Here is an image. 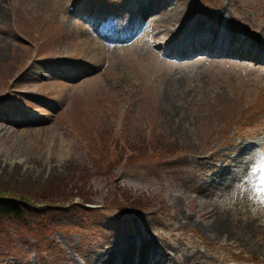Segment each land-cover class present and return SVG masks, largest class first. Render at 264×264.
Here are the masks:
<instances>
[{
	"label": "rangeland",
	"instance_id": "rangeland-1",
	"mask_svg": "<svg viewBox=\"0 0 264 264\" xmlns=\"http://www.w3.org/2000/svg\"><path fill=\"white\" fill-rule=\"evenodd\" d=\"M227 1L173 0L163 26L150 6L142 38L110 49L82 10L106 3L109 20L126 23L124 0H0V191L46 188L65 199L43 226L33 220L10 237L0 224V264H94L133 225L177 264L263 260L264 167L253 175L250 164L200 204L192 193L198 171L233 155L232 144L264 143V61L176 59L159 43L222 6L238 35L260 37L264 0ZM209 213L215 230L203 226Z\"/></svg>",
	"mask_w": 264,
	"mask_h": 264
},
{
	"label": "bare ground",
	"instance_id": "bare-ground-1",
	"mask_svg": "<svg viewBox=\"0 0 264 264\" xmlns=\"http://www.w3.org/2000/svg\"><path fill=\"white\" fill-rule=\"evenodd\" d=\"M171 1L172 0H138V6L142 8L141 12L145 14L150 13V6L153 7V11L156 12L159 22L161 24L167 23L168 25L171 24L170 18L165 17V12ZM34 3L37 4L36 2ZM212 5L214 8L216 7V3L213 2ZM229 5L230 2L225 0V6ZM225 6H222L220 9L218 7V12L213 14L212 17H206L205 19H201L199 15L197 17H192L188 22L189 29L183 25L180 31L183 32L184 35L187 34V38L194 37L196 42L194 46L198 49H205L208 45L209 48H219L230 54H245L252 58H264V50L260 52L261 44L258 41L262 38L260 41L264 42V26L260 28L259 36L261 38L256 37L255 41H251L246 34L238 35L239 29L233 23V20H230V15H227L225 12ZM38 20L40 21L37 23L42 24V19ZM71 21L72 20L68 18V24H71ZM47 31L48 28L42 29V32L45 34L49 33ZM172 31H174V29L169 30V32ZM177 50H179L180 53H184L190 50V48L184 47ZM151 128L152 126L150 125V129ZM232 147L231 150L235 151L233 155L230 154V150H228L224 155H222L223 153L217 154L222 155V157L212 158L214 162L220 163L217 169H214L216 167V163H214L213 165L210 164V166H203L198 171L199 177H201L198 184L194 187L196 191H194L192 195H195L194 198H196L199 204L202 203L203 197L210 199L218 192L223 193V191L225 192L235 186L238 178L240 179V173L244 169V165L248 164L249 160L246 154L250 152H247V150L252 151V149L249 144H243V142L234 143ZM153 150H155L154 147ZM177 160H180V158L174 159L175 162H177ZM168 161L169 160H163L162 163H167ZM142 164H145V162ZM233 168L238 169L233 170ZM207 171H211V173L206 174L205 172ZM187 175H189V171H187ZM211 214L212 213H209L207 218L209 221L203 226L215 230L216 224L211 222ZM186 222L190 223L187 217ZM138 230L139 226L135 227V225L132 227L130 226L129 229L121 230L114 244L115 249L98 255L94 264H112L115 260H119L120 264H177L176 261L165 254L166 246L159 243L158 249L157 247H152L148 244L146 239L144 240L138 233ZM201 260H203L204 263L207 262L205 261L206 259L202 258ZM262 262H264V258L258 264H262ZM218 264L230 263H226L222 260L218 262Z\"/></svg>",
	"mask_w": 264,
	"mask_h": 264
},
{
	"label": "trees",
	"instance_id": "trees-1",
	"mask_svg": "<svg viewBox=\"0 0 264 264\" xmlns=\"http://www.w3.org/2000/svg\"><path fill=\"white\" fill-rule=\"evenodd\" d=\"M4 189L5 191H0V224L5 223V235L10 237L19 230H25L24 232L29 230L33 220L34 225L43 226L47 221L46 214L52 212L56 207L54 203L65 200L63 195L57 197L48 195L50 193L46 188H34L31 191H16L14 193L6 187ZM44 230L45 227H39V234ZM41 239H44L42 234ZM34 241L39 243L37 247L40 248L41 242L38 239Z\"/></svg>",
	"mask_w": 264,
	"mask_h": 264
},
{
	"label": "snow or ice",
	"instance_id": "snow-or-ice-1",
	"mask_svg": "<svg viewBox=\"0 0 264 264\" xmlns=\"http://www.w3.org/2000/svg\"><path fill=\"white\" fill-rule=\"evenodd\" d=\"M261 184L264 185V176L260 177Z\"/></svg>",
	"mask_w": 264,
	"mask_h": 264
}]
</instances>
